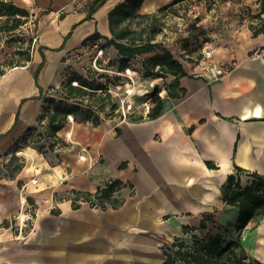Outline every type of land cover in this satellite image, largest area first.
Returning <instances> with one entry per match:
<instances>
[{
    "label": "crops",
    "instance_id": "1",
    "mask_svg": "<svg viewBox=\"0 0 264 264\" xmlns=\"http://www.w3.org/2000/svg\"><path fill=\"white\" fill-rule=\"evenodd\" d=\"M120 1L106 0L87 18L71 0H38V8L49 4L51 11L40 18L29 58L19 63H13L19 59L14 53L7 60L15 58L12 63H4L1 33L0 154L36 124L40 89L46 93L72 73L67 60L73 50L96 30L110 36L108 12ZM170 1L143 0L137 11ZM261 3L217 1L206 40L212 41L213 61L232 67L213 80L184 66L179 85L185 94L169 97L164 90L156 117L108 118L98 126L71 117L58 131L66 146L45 156L20 148L22 169L13 177L0 173V262L162 264L163 248L177 237L190 244L192 233L219 231L226 241L235 239L230 228L238 207L225 201L222 183L234 164L264 175V33L255 35L250 27L252 14L264 21ZM111 179L121 183L109 198L98 197ZM250 182L240 174V185ZM25 206L33 207L32 218L21 229L14 216ZM239 242L249 258L264 263V212L242 228Z\"/></svg>",
    "mask_w": 264,
    "mask_h": 264
},
{
    "label": "trees",
    "instance_id": "2",
    "mask_svg": "<svg viewBox=\"0 0 264 264\" xmlns=\"http://www.w3.org/2000/svg\"><path fill=\"white\" fill-rule=\"evenodd\" d=\"M106 0H98L97 3L88 11L87 18L99 6L104 4ZM143 0H123L114 5L108 12V24L111 31V36H101L96 30L89 38L106 39V44L113 46L120 56H123L119 65L120 71L129 67L128 59L147 52H154L152 55L145 58L143 67L148 74H163L173 75L171 81H165L162 89L166 90L169 97H179L185 94L184 88L179 85V79L187 75L182 62L176 58L172 52L166 47H161L158 42H152L149 36L144 37L141 31L131 29L128 24L122 25L120 29L116 30L114 25L123 21H128L130 18H135L138 15L150 16L153 13H140L139 5ZM182 0H172L168 4L158 7L157 11H166L169 7L181 2ZM262 2V0H260ZM263 4V3H261ZM27 10L14 3L13 0H0V34L5 32L15 31L27 17ZM257 21L250 24L253 34L260 32L264 33V21L261 19L259 13L252 14ZM203 33L201 28L195 35ZM203 35V34H201ZM188 38V39H187ZM207 38H202L204 42ZM189 37H186V46L183 47L185 51H190L192 42H189ZM83 42V43H84ZM189 42V43H188ZM82 43V44H83ZM160 50V51H159ZM29 58V53L25 55L24 59ZM44 56L42 54L41 63L34 72V78L37 81L38 72L43 65ZM97 59V58H96ZM154 70L155 73L153 72ZM160 72V74L158 73ZM159 91L149 92L152 98V108L146 113L147 117H156L162 110V101ZM41 94L40 113L36 118V124L28 126L27 133L15 142H20L28 146L29 142L40 143L42 140L46 150L54 151L60 146H66L67 143L58 136V131L64 127L68 121L69 116L73 120H78L84 123H89L93 126H98L102 121L110 118L118 104L111 92L106 90V87L99 83H95L88 77H84L79 73L69 74L58 86L50 85L46 93ZM143 117H131L137 119ZM122 118V117H120ZM264 120V118H262ZM35 125L43 127L44 132L34 134L37 129ZM41 147V145H40ZM206 164L211 167H216L210 161ZM24 165L18 164L14 168V172H18ZM234 172L229 173L224 183H222L223 198L228 204L236 205L238 207L237 221L233 225V229L237 236L235 239L225 240L223 234L219 231L210 232L207 235L200 236L192 233V242L186 244L184 240L177 237L171 245H166L163 252L166 254L165 261L162 264H176L178 260L185 264H264L259 260H253L246 255L245 249L239 242L240 231L242 228L254 217L256 214L264 212V175L254 171L246 172L237 165H233ZM247 173L251 177V182L247 186H242L239 183L240 174ZM14 175V174H13ZM12 175V177H13ZM121 182L118 179H111L104 187L99 189L98 197L109 198L115 186ZM186 231V228L184 229ZM228 227H224L223 231H228ZM190 246V249L187 248ZM238 248L239 251L236 249Z\"/></svg>",
    "mask_w": 264,
    "mask_h": 264
},
{
    "label": "rangeland",
    "instance_id": "3",
    "mask_svg": "<svg viewBox=\"0 0 264 264\" xmlns=\"http://www.w3.org/2000/svg\"><path fill=\"white\" fill-rule=\"evenodd\" d=\"M13 1L15 2V0ZM97 1L71 0L73 5H79L80 8L86 9L87 12L90 11ZM217 1L182 0L169 7L166 11H157L154 9V13L153 11L148 12L150 14L153 13L150 16L138 15L135 18H130L128 21L118 23L114 27L118 30L122 25L128 24L131 29L141 31L144 37L149 36L152 42H158L161 44V47L169 49L182 62L183 66L188 67L192 73L198 74L199 76L201 75L200 71L202 67L197 66L198 68H196L195 66L200 65V60L202 59L200 52L202 38L203 36L207 38L208 34V15L212 13L215 5H217ZM21 2L26 5L23 8L25 7L28 15L15 31L9 32L8 34L3 32L5 64L12 63L15 59H10L7 62L8 57L13 55L12 53L14 55L18 54L19 58L13 61V63H19L20 59L24 60L25 55L30 54L32 49L31 44L37 34L40 18L51 11L49 4L38 8V0H21ZM52 2L53 0H50V3ZM200 28L203 31L201 33L203 35H195ZM186 37H189L188 41L192 42L190 51H183V47L186 46V41H184ZM87 41H91L89 46L84 43L83 46L77 50H73L69 55V60L67 61H69L68 65L73 69L72 73L74 74L76 72L84 77H88L95 83L106 87V90L113 94L118 104V109L110 117L114 122H118L121 119L128 120L129 115L131 117L146 115L153 105L152 98L147 93L152 92L154 89L161 90L159 91L161 96L165 93L162 89L164 82L171 78L169 74H163L164 76L157 75L155 73L156 70L153 71L155 74L145 72L142 63L145 58L154 52H147L129 58V67L120 71L119 65L122 64L121 61L124 57L120 56L113 46L106 44V39L103 37L89 38ZM16 46H19L20 49H17ZM158 73L160 74V72ZM68 122L71 121L69 120ZM34 127L37 128L34 130V134L38 132L43 133L45 130L44 126L40 127L35 125ZM44 143L43 140L40 143L29 142L28 146L36 149L40 154L45 156L48 150H46L45 146H42ZM28 146H25L20 139V142H15V145L11 149L0 154L5 155L0 161L1 175L12 176L16 173L14 172L15 166L22 163L18 151L20 148ZM230 230L234 229L230 228ZM236 249L239 251L238 248Z\"/></svg>",
    "mask_w": 264,
    "mask_h": 264
},
{
    "label": "built area",
    "instance_id": "4",
    "mask_svg": "<svg viewBox=\"0 0 264 264\" xmlns=\"http://www.w3.org/2000/svg\"><path fill=\"white\" fill-rule=\"evenodd\" d=\"M264 4V0H262ZM252 20L257 21L255 17H251ZM36 40V36L33 38V43ZM91 41H87L86 44L89 46ZM201 57L200 65L202 67L200 71V76H206L213 80L219 79L222 75L226 73L232 67V63H215L212 58V41L205 40L202 42V47L200 49ZM97 199H93L89 203L95 204ZM33 207L25 206L21 212L14 216V222L22 229L23 226H26V222L32 218ZM190 249V246H187ZM0 264H4L0 262Z\"/></svg>",
    "mask_w": 264,
    "mask_h": 264
},
{
    "label": "water",
    "instance_id": "5",
    "mask_svg": "<svg viewBox=\"0 0 264 264\" xmlns=\"http://www.w3.org/2000/svg\"><path fill=\"white\" fill-rule=\"evenodd\" d=\"M0 38H1V34H0ZM155 91H157L156 89H154L153 91H152V93H155Z\"/></svg>",
    "mask_w": 264,
    "mask_h": 264
},
{
    "label": "bare ground",
    "instance_id": "6",
    "mask_svg": "<svg viewBox=\"0 0 264 264\" xmlns=\"http://www.w3.org/2000/svg\"><path fill=\"white\" fill-rule=\"evenodd\" d=\"M69 118H71V116Z\"/></svg>",
    "mask_w": 264,
    "mask_h": 264
}]
</instances>
